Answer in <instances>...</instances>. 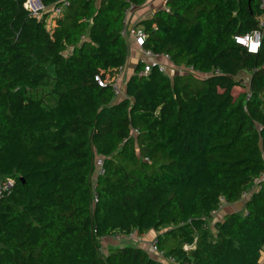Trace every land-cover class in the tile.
<instances>
[{"label":"trees","instance_id":"obj_1","mask_svg":"<svg viewBox=\"0 0 264 264\" xmlns=\"http://www.w3.org/2000/svg\"><path fill=\"white\" fill-rule=\"evenodd\" d=\"M145 1L72 0L49 30V12L0 0V181H14L0 199V264H260L261 0H167L138 25L173 74L140 75L139 61L115 99L95 75L129 65L126 11ZM256 30L251 53L236 37ZM221 199L242 210L220 215ZM133 234H152L164 257L99 250Z\"/></svg>","mask_w":264,"mask_h":264},{"label":"built area","instance_id":"obj_2","mask_svg":"<svg viewBox=\"0 0 264 264\" xmlns=\"http://www.w3.org/2000/svg\"><path fill=\"white\" fill-rule=\"evenodd\" d=\"M72 0H58V2L49 8H45L42 3H39L38 0H28L26 3V8L29 9L37 18H41L43 14L49 12V16L53 18V21L57 25V21L63 16L64 12L67 10V8L70 7ZM167 0H163L162 8L166 11H169L167 7ZM151 6V0H146L143 7H150ZM142 7V6H141ZM139 7H136L135 5H130V7L126 11V18L127 16L133 12L134 10L138 9ZM260 9L264 11V0H261V6ZM156 12V11H155ZM154 12V13H155ZM42 13V14H41ZM41 14V16H39ZM48 16V17H49ZM262 20V18H261ZM128 23V22H127ZM263 25V23H261ZM51 30V29H50ZM126 30L129 31L131 39L134 40L135 43V49L139 53V61L142 62L144 65V69L140 72V75H148L153 69H157L160 73L167 74L168 67L166 65V62H171L170 56L168 54H159L153 51L152 49L146 48L145 41L147 39V34L145 33L144 29L139 30L138 27H126ZM263 34L260 30L253 31L250 34H247L245 36L236 37V42L240 43L241 45L245 46L247 50L251 53H257L262 42ZM255 44L256 50L253 51L252 45ZM138 61V62H139ZM128 66L119 67L117 69L111 70H100L95 75V81L98 83L100 87H106L109 84L112 85V89L114 92L115 99L121 98L124 95L123 88L126 83L125 80V73L127 71ZM193 68H189L187 70L186 67L181 66L180 70L181 73L184 71H191ZM217 74H219V70L216 71ZM96 165L98 168V173L103 175L105 173V169L103 167V160L101 158H98L96 160ZM14 185V181L12 179H7L4 181H0V199L4 197L6 194L10 193L12 190V187ZM243 197H248L247 193L243 194ZM227 203L224 199H221L220 205H219V211H222L225 207H227ZM135 235V234H133ZM116 240H122V235H116L114 237ZM104 241V240H103ZM158 240L155 239L151 242H149V250L152 251L155 255H157V258L161 260L164 257V253L161 252L158 247ZM188 249V248H186ZM101 252H104L105 249H103V246L99 248ZM173 259L168 258V262L166 264H173Z\"/></svg>","mask_w":264,"mask_h":264},{"label":"crops","instance_id":"obj_3","mask_svg":"<svg viewBox=\"0 0 264 264\" xmlns=\"http://www.w3.org/2000/svg\"><path fill=\"white\" fill-rule=\"evenodd\" d=\"M162 3H163V0H151V6L150 7H143L142 6V7H139L138 9L134 10L133 12H131L127 16V19H128L127 22L129 24V27L130 28L137 27V25L140 24L141 21H143L144 19L150 18L154 14L155 11H157L163 7ZM46 21H47V26L52 24L50 29H54V27L56 26V23L53 21V18L49 16V17H47ZM132 41L134 42L133 39H132ZM139 57H140V55L137 52V50L131 49L129 65H128L127 71L125 73V80L128 79L131 75L129 72V68L133 67V70H134V68H135L134 65H136L135 62L138 63ZM220 213H221L220 215L224 214L222 212H220ZM149 236L148 235H142L141 236V238H143L142 241L146 245L149 244V242H150ZM260 264H264V251L262 253Z\"/></svg>","mask_w":264,"mask_h":264},{"label":"rangeland","instance_id":"obj_4","mask_svg":"<svg viewBox=\"0 0 264 264\" xmlns=\"http://www.w3.org/2000/svg\"><path fill=\"white\" fill-rule=\"evenodd\" d=\"M42 14V13H41ZM41 14H39V16H41ZM52 25V24H51ZM51 25H48L47 26V29H50L51 28ZM144 28L143 25H138V29L139 30H142ZM132 41V40H131ZM135 64H137V62H135ZM166 65L168 67V72L167 74L168 75H172L173 72H172V63L171 62H166ZM135 66V65H134ZM174 72H178V73H181V70L180 68L179 69H174L173 70ZM129 72L130 74H132L133 72V67L129 68ZM231 210H236V211H239V210H242V206L241 204H238L237 206H227L225 207L222 211V213H225V212H228V211H231ZM221 214V213H220ZM152 236V234H150ZM143 238H141L140 236L138 235H132L128 238H123L122 240H116V239H110L109 241L107 240V242L103 241L102 242V246H103V249H105V251L107 250V248L109 247V244L112 243V244H130V245H136L138 247H141V246H147L149 247V244H145L143 241H142ZM157 257V255H155Z\"/></svg>","mask_w":264,"mask_h":264},{"label":"snow or ice","instance_id":"obj_5","mask_svg":"<svg viewBox=\"0 0 264 264\" xmlns=\"http://www.w3.org/2000/svg\"><path fill=\"white\" fill-rule=\"evenodd\" d=\"M256 47H257V46H256L255 44H253L251 50L255 51V50H256Z\"/></svg>","mask_w":264,"mask_h":264},{"label":"water","instance_id":"obj_6","mask_svg":"<svg viewBox=\"0 0 264 264\" xmlns=\"http://www.w3.org/2000/svg\"><path fill=\"white\" fill-rule=\"evenodd\" d=\"M38 2H39V3H41V1H40V0H38Z\"/></svg>","mask_w":264,"mask_h":264}]
</instances>
